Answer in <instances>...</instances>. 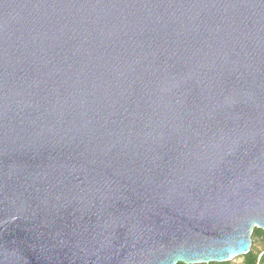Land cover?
Segmentation results:
<instances>
[{"label": "water", "instance_id": "95a60500", "mask_svg": "<svg viewBox=\"0 0 264 264\" xmlns=\"http://www.w3.org/2000/svg\"><path fill=\"white\" fill-rule=\"evenodd\" d=\"M264 231V0H0V264H223Z\"/></svg>", "mask_w": 264, "mask_h": 264}, {"label": "trees", "instance_id": "16d2710c", "mask_svg": "<svg viewBox=\"0 0 264 264\" xmlns=\"http://www.w3.org/2000/svg\"><path fill=\"white\" fill-rule=\"evenodd\" d=\"M252 238L256 240H260L262 245L264 246V231L263 230L256 228L253 232ZM242 258H243L242 264H264V250L258 251L254 249L252 245L250 253ZM223 264H230V262L223 263Z\"/></svg>", "mask_w": 264, "mask_h": 264}, {"label": "rangeland", "instance_id": "374dc122", "mask_svg": "<svg viewBox=\"0 0 264 264\" xmlns=\"http://www.w3.org/2000/svg\"><path fill=\"white\" fill-rule=\"evenodd\" d=\"M252 245H253V248L258 250V251L264 250V246L262 245L260 240H256V239L252 238ZM242 263H243L242 257H238V258H236L230 262V264H242Z\"/></svg>", "mask_w": 264, "mask_h": 264}]
</instances>
